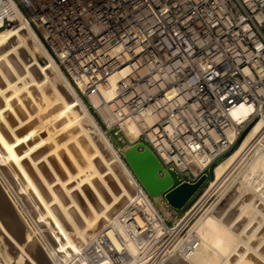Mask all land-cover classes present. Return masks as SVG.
Listing matches in <instances>:
<instances>
[{
    "label": "built area",
    "instance_id": "built-area-1",
    "mask_svg": "<svg viewBox=\"0 0 264 264\" xmlns=\"http://www.w3.org/2000/svg\"><path fill=\"white\" fill-rule=\"evenodd\" d=\"M16 15L81 93L117 75L114 96L104 100L110 117H100L102 127L126 137L124 122L138 126L130 142L152 150L171 187L196 181L264 113V0H0V27ZM240 104L250 107L243 121L233 115ZM138 192L150 199L141 185ZM154 213L150 218L132 201L118 215L140 241L135 261L148 246L159 253L155 264L174 253L167 238L174 227ZM103 239L117 263L123 251L112 252ZM97 245L94 240L85 251V262L100 257ZM198 245L192 238L177 252L187 258Z\"/></svg>",
    "mask_w": 264,
    "mask_h": 264
},
{
    "label": "bare ground",
    "instance_id": "bare-ground-1",
    "mask_svg": "<svg viewBox=\"0 0 264 264\" xmlns=\"http://www.w3.org/2000/svg\"><path fill=\"white\" fill-rule=\"evenodd\" d=\"M16 18V26L0 28L1 262L58 264L57 258L73 260L97 240L100 257L87 263L79 256L73 263L134 264L140 241L124 230L118 215L132 201L142 205L150 218H156L154 211L169 218L170 210L161 197L138 194L141 184L119 154L128 145L115 147L94 116L109 119L104 100L114 96L117 75L97 88L81 86L88 98L83 100L25 19ZM249 110L240 104L233 115L243 121ZM263 123L264 113L239 145L213 166L212 181L224 176ZM122 129L129 141L139 133L130 122H124ZM247 171L243 183L262 201L264 145L256 149ZM241 200L230 215L220 208L199 214L190 227L198 247L187 259L177 256L164 264H264V229L256 220L260 215L264 222V209L250 196ZM208 206L202 209L207 211ZM183 219H177L176 226ZM152 225L158 232L159 222L154 219ZM103 238L111 241L112 252L123 251L117 263Z\"/></svg>",
    "mask_w": 264,
    "mask_h": 264
},
{
    "label": "rangeland",
    "instance_id": "rangeland-1",
    "mask_svg": "<svg viewBox=\"0 0 264 264\" xmlns=\"http://www.w3.org/2000/svg\"><path fill=\"white\" fill-rule=\"evenodd\" d=\"M0 23H1V20H0ZM16 23L18 24V22L15 20L8 27L16 26L17 25ZM52 58H53V56H52ZM40 59H43V58L40 57ZM56 63H57V61H56ZM59 68L61 69L62 73H64L63 68L61 66H59ZM64 75L66 76L65 73H64ZM68 80L71 82V80L69 78H68ZM71 83L76 88V90H78V92H79L78 94L80 95V97L83 100L88 101V98L86 97V94L81 93L79 91V89L77 88V86H75V84H73V82H71ZM89 107L94 109L93 106L88 103V108ZM91 108H89V109H91ZM98 118H99V116H98ZM101 128H102V131L105 133L106 129L104 127H102V126H101ZM105 135H107L110 140L112 138L116 140V142L118 144L117 148L124 147V146H127V145L131 144V142L126 137H124L121 133H118V135L121 136V139H118V137H117L118 135H114L113 131H108V132L105 133ZM244 135L235 144V146L232 148V150L235 149L239 145V143L242 140V138L244 137ZM261 145L262 146L264 145V134L263 135L258 134V135H256L253 138V140L250 142V144L246 148H244L242 150L243 152L240 153L238 158H236V160H234L235 163L233 162L229 166V168L225 172L224 176L219 181L218 180L212 181L213 180V169L215 167L214 165H216L219 161H221V159L223 157H225L228 153H230L232 151L231 150L225 156H223L217 163L212 165V167L210 168L212 170V173H211V175L208 176L207 181L201 186V188L193 195V197L187 202V204L183 208H181V209H173L171 207H167L166 206L170 210V217L169 218L165 217L166 220H167V225L169 227H174V229L172 230L171 234L169 236H167V238H169V240H171V244L172 245L175 244L173 246L170 245L173 249H175L176 246L178 248L179 243L181 244L183 241L188 240L187 237H189V240H190V238H196V237H194L195 235L191 231L190 227L193 224L194 220H196V218H198L200 216L199 214H202L203 211H204V213L205 212L207 213L208 211H211V212L212 211H217L220 208V209L226 211V213L228 215H230V214H232L233 212H235V211H237L239 209L238 206L240 205V203L242 201L241 197L244 199L246 196L252 197L253 198V200H252L253 203L256 204L257 206L259 205V208L261 207V208L264 209V202H263L264 198H262L263 200L261 201L260 197H258V196H256V197L254 196L253 197V193H250V192H252V191H250L252 187L250 186V188H248L249 186L245 185L243 183L244 181L242 180L243 179L242 177L244 176L245 172H248L247 171L248 170V166H249L250 162L252 161V158L256 155V149L260 148ZM119 154L123 158L121 152ZM206 173H208V171ZM173 176H175V175L173 174ZM175 180H176V178H175ZM244 186H246L248 189L246 187H244ZM262 202H263V204H262ZM154 203H155L156 206H158L157 202H154ZM211 204L212 205L214 204L213 207H212ZM208 205L211 208H209ZM204 206H205V208H207L206 206H208V210L207 211L205 210V208L202 209ZM246 213H248V212L245 211L243 213L244 214L243 217L245 219L247 217V219H248L249 217L247 216L248 214H246ZM183 217H184V219L181 221V223L176 226L177 219H179V218L182 219ZM256 220L262 222L261 229H264V225H263L264 222L262 220V217L260 215H257L256 216ZM188 231L191 232L190 236H188L189 235ZM191 234H193V235H191ZM179 238H180V240L183 239V240H181L182 242L179 240ZM3 241L4 240H2L0 238V252L1 253H2V248H3V245H4ZM175 241H176V243H175ZM92 244H93V241L91 242V244L89 246L84 248V250H82L81 253H79V256H82V257L84 256L85 261H87L86 257L88 256L85 251L91 252L90 248H91ZM97 247H99V246L97 245ZM177 248H176V250L173 253V255H175V256L171 255V256L167 257L166 259H164L162 262L158 261L157 264H164L166 261H168L170 259H171V261H175V260H177V259H175V258H177V256L181 258L182 256H180L178 254ZM14 250L13 251L10 250V252L12 253V252H14ZM140 251H142V250H140ZM83 252L85 253V255L83 254ZM143 252L144 253H141V254L138 255L139 256L137 258L138 261L134 260V264H135V262H136V264H155V262L158 260L159 253H157V251L156 252L154 251V246H152V247L148 246V248L146 250H144ZM79 256L75 255L73 260L70 257H65L64 258L65 260H63V258L59 257V258H57L58 260L56 259V262H58V264H74L78 260ZM182 259H184V258L182 257ZM185 259H187V258H185ZM59 260L61 262H59ZM93 261H91L89 263H92ZM25 262L26 261H23L20 264H25Z\"/></svg>",
    "mask_w": 264,
    "mask_h": 264
},
{
    "label": "water",
    "instance_id": "water-1",
    "mask_svg": "<svg viewBox=\"0 0 264 264\" xmlns=\"http://www.w3.org/2000/svg\"><path fill=\"white\" fill-rule=\"evenodd\" d=\"M94 115L102 126L98 116L95 113ZM111 141L115 147L118 146L115 139L112 138ZM121 152L125 163L150 198L162 196L168 206L173 209L183 208L212 173V170L209 169L208 173L201 174L194 182L184 181L171 187L172 177L165 169H162V174L159 173V169L162 168L161 164L147 145L137 141L128 145Z\"/></svg>",
    "mask_w": 264,
    "mask_h": 264
}]
</instances>
